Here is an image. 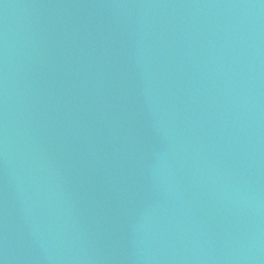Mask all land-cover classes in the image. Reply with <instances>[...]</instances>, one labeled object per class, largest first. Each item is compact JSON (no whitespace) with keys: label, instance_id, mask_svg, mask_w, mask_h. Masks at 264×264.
Here are the masks:
<instances>
[{"label":"water","instance_id":"95a60500","mask_svg":"<svg viewBox=\"0 0 264 264\" xmlns=\"http://www.w3.org/2000/svg\"><path fill=\"white\" fill-rule=\"evenodd\" d=\"M0 264H264V0H0Z\"/></svg>","mask_w":264,"mask_h":264}]
</instances>
